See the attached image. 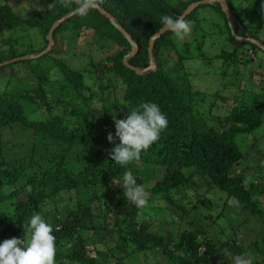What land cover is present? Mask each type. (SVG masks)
Instances as JSON below:
<instances>
[{"label":"trees","instance_id":"obj_1","mask_svg":"<svg viewBox=\"0 0 264 264\" xmlns=\"http://www.w3.org/2000/svg\"><path fill=\"white\" fill-rule=\"evenodd\" d=\"M194 1L56 0L50 7L31 10L23 19L27 27L42 34L44 47L18 52L10 37V48L0 55V62L39 53L47 46V34L55 21L85 2H93L111 13L137 43L138 50L127 57L128 62L147 68L149 41L162 27L161 16H180ZM225 1L234 33L219 2L200 5L219 11L224 19L230 48L220 54L225 64L223 74L235 73L241 79L248 76L253 81L254 71L250 68L243 76L239 67L259 59L257 64L264 76V48L242 39L254 38L264 46L262 23L254 26L248 19L254 14L264 18L262 0H245V6L244 0ZM200 6L184 20H194L197 26L201 22L197 18ZM17 25L13 6L0 2V35ZM52 38L55 43L44 55L0 66L1 71L28 62L32 73L20 76L14 69L0 88V241L12 237L26 240L29 234L25 223L33 213L46 220L56 212L52 225L55 264H137L141 260L149 262L151 254L159 250L166 257L165 264H232L233 255L241 253L248 254L252 264H264V205L259 199L263 189L244 172L234 170L246 158L238 135L251 134L264 126L263 82L258 88L250 86L249 81L247 87L240 88L237 82L238 88L232 93V81L224 79L221 89L198 96L199 91L184 80L187 58L170 30L154 42L156 68L138 74L123 61L131 43L94 6L63 20ZM99 39L113 44V49L85 67L94 77L95 89L86 84L83 69L71 66L60 55L74 53V46ZM57 72L61 77L54 79ZM56 92L60 95L51 97ZM204 96L211 98L207 112L198 107ZM145 101L160 106L168 125L138 159L121 166L109 155L119 144L113 115L123 119L128 108ZM218 104L227 106L225 114L213 111ZM15 128L29 133L28 144L4 143V132ZM109 133L113 135L111 142L107 139ZM126 170L145 189L147 203L143 207L137 208L124 199L119 184ZM64 192L73 195L67 202L64 198L54 201ZM155 194H160L161 202L170 203L186 215L204 206L213 222L233 199L262 221V230L248 244L238 229L219 242L202 226L169 237L157 234L151 230L153 219L140 215L147 208H162L160 202L152 200ZM67 204L74 207L61 215ZM98 253L104 256L100 258Z\"/></svg>","mask_w":264,"mask_h":264},{"label":"rangeland","instance_id":"obj_2","mask_svg":"<svg viewBox=\"0 0 264 264\" xmlns=\"http://www.w3.org/2000/svg\"><path fill=\"white\" fill-rule=\"evenodd\" d=\"M56 0H0V2H7L13 6L18 25L14 30L6 31L3 35H0V55L9 50V41L14 40L15 49L18 52H25L31 49L38 50L44 47L45 41L42 34L36 28H29L23 23L25 16L31 11L39 8L50 7ZM175 4L179 0H172ZM239 3L241 0H235ZM249 0H247L248 2ZM244 0L243 6L247 4ZM198 20L201 22L195 26L194 20L191 21L190 32L185 36L183 40H178V47L180 52L185 56L184 61V80L189 82L193 90H198L200 97H202L201 92L211 94L221 89L223 86V80L232 81L231 88L229 92L234 93L237 90V82L240 88L247 87L246 81H249L250 86L256 88L260 87V84L264 85V76L261 75L263 68L257 63L259 59L254 62H248L246 64H241L239 69L245 76L248 69H252L255 73L253 81L249 80L247 77L241 79L238 78L237 74L225 75L224 71V61L220 58L222 50L230 48V43L227 40V35L225 34L224 19L219 13V11L213 9L210 6H200L198 9ZM251 20L252 24L260 25V34L264 37V18L256 16V14L248 18ZM12 39H11V38ZM76 45V44H73ZM79 45V44H77ZM232 47V46H231ZM74 53L61 54L60 56L71 64L73 67L81 68L85 72L86 84L89 86H94L96 89V83H94V77L91 73L86 70L85 67L90 66L91 60H99L104 58L113 49V44L105 40H93L92 43L81 44L73 48ZM64 55V56H63ZM264 56L263 53H261ZM252 56V55H251ZM264 58V57H263ZM28 62H18L13 64V67H6L0 71V88H3L7 79L11 75L12 71L15 69L20 76L32 75L30 66ZM57 69L54 68V72ZM182 70V69H181ZM61 77V74L57 72L54 74V79ZM238 79V80H237ZM261 80V81H260ZM223 93L224 91H220ZM231 93V94H232ZM60 95L59 92L51 94V97H57ZM211 98L209 96H204L199 100V110L202 112H207L210 108ZM227 106L216 105L213 107V111L217 114H225L227 111ZM46 116V115H43ZM264 126L257 128L251 134H241L238 135L237 140L241 148L246 152V158L242 160L235 168V171H242L248 177L257 182L262 186V193L259 194V199L264 205V140H263ZM29 133L15 128L13 130H6L3 134L4 143L6 145H14L17 143H29L28 140ZM94 193V192H93ZM223 194V192H219ZM72 193L64 192L61 196H56L54 201H59L63 199L66 201L72 196ZM155 199L156 202H160L162 208L157 211L151 208H147L146 213H140L141 217L153 219L151 230L157 234H162L169 237L172 233H181L186 229H195L198 226L205 227L208 231L209 236L215 239V242L227 239V236L233 234L235 229L239 230L242 235L243 240L248 244L255 239V237L262 230V221L260 222L256 216L250 215L247 211L242 209L239 205L235 203L233 199H230L228 204H225L223 208V213L221 216L217 217L215 222H213L206 211V208L202 206L197 210H194L190 214H183L179 209L175 208L168 202H161L160 194H155L152 200ZM62 201V203H64ZM69 202V201H68ZM74 206L67 204L61 215H64L72 209ZM218 205L215 206L217 208ZM216 210V209H215ZM157 215L158 219H154ZM56 212H51L48 218L45 220L47 223L54 225ZM43 218V217H42ZM247 221V222H246ZM193 222V223H192ZM98 255H100L98 253ZM103 255V254H101ZM100 255V258H101ZM104 256V255H103ZM166 257L162 250L153 252L151 254L149 262L139 261L137 264H165Z\"/></svg>","mask_w":264,"mask_h":264},{"label":"clouds","instance_id":"obj_3","mask_svg":"<svg viewBox=\"0 0 264 264\" xmlns=\"http://www.w3.org/2000/svg\"><path fill=\"white\" fill-rule=\"evenodd\" d=\"M160 24V31H172L177 40H183L191 29V22L179 16L164 14L160 18ZM113 121L119 144L112 148L109 155L112 161L121 166L138 159L142 151L158 141L168 125L167 116L160 106L149 101L141 102L138 107L128 108V114L123 119H117L113 115ZM107 139L111 142L113 135L109 133ZM119 186L123 189L127 203L130 202L137 208L146 205L145 189L136 182L131 171L124 172ZM25 228L29 234L26 240L24 237H12L0 241V264H55L56 238L52 225L39 213H33L27 219ZM232 264H252V259L246 253L236 254L232 257Z\"/></svg>","mask_w":264,"mask_h":264},{"label":"water","instance_id":"obj_4","mask_svg":"<svg viewBox=\"0 0 264 264\" xmlns=\"http://www.w3.org/2000/svg\"><path fill=\"white\" fill-rule=\"evenodd\" d=\"M219 2L221 4V7L223 9V11L225 12L226 16H227V20H228V23L232 29V32L234 33L233 31V18H232V14L228 8V5L226 3L225 0H196L192 3H190L186 9L183 11V13L179 16L181 18H185L189 13H191L196 7L202 5V4H209V3H213V2ZM96 7V8H99L101 9L102 13H104L105 15H107V17L112 21V23L125 35V37L129 40V42L131 43V50L128 52V54L124 57L123 61L125 63L126 66H128L130 69H132L133 71H135L136 73L138 74H143L145 73L146 71L148 70H154L156 68V64L153 60V47H154V42L156 40V38H158L159 36H161L163 33H165L167 30H159L155 35H153L151 38H150V41H149V57H150V65L147 67V68H140V67H137L135 65H132L128 62V59L127 57L130 56V55H133L137 52L138 50V46H137V43L131 38L130 34L121 26L119 25L115 19L113 18L112 14L107 12L106 10L100 8V6L98 4H95L93 2H85L79 9L73 11V12H70L68 13L67 15L63 16L62 18L58 19L57 21H55L48 34H47V39H48V44L47 46L41 50L39 53H28V54H25V55H21V56H18V57H15V58H12L10 60H6V61H2L0 62V66L1 65H4V64H8V63H12V62H15V61H19V60H27V59H32V58H37L39 56H42L44 55L45 53L49 52L55 41L54 39L52 38V34L55 30V28L63 21L65 20L66 18L72 16L75 12H77L78 10H82V9H85L87 7ZM235 35V34H234ZM235 37L237 39H242V37L240 36H236ZM242 40H246V41H251V42H254V43H257L259 46H261L262 48H264V46L260 43L259 40H256L254 38H244Z\"/></svg>","mask_w":264,"mask_h":264}]
</instances>
